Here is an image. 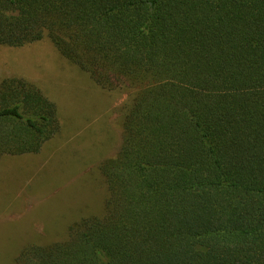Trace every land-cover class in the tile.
I'll return each mask as SVG.
<instances>
[{
    "label": "trees",
    "instance_id": "1",
    "mask_svg": "<svg viewBox=\"0 0 264 264\" xmlns=\"http://www.w3.org/2000/svg\"><path fill=\"white\" fill-rule=\"evenodd\" d=\"M45 36L131 105L104 215L16 264H264V0H0V45ZM59 131L38 88L0 82V159Z\"/></svg>",
    "mask_w": 264,
    "mask_h": 264
},
{
    "label": "rangeland",
    "instance_id": "2",
    "mask_svg": "<svg viewBox=\"0 0 264 264\" xmlns=\"http://www.w3.org/2000/svg\"><path fill=\"white\" fill-rule=\"evenodd\" d=\"M9 78L55 104L60 131L38 153L0 159V264H16L24 249L64 241L81 219L104 215L100 168L117 156L131 105L127 90L98 86L48 36L0 45V82Z\"/></svg>",
    "mask_w": 264,
    "mask_h": 264
}]
</instances>
